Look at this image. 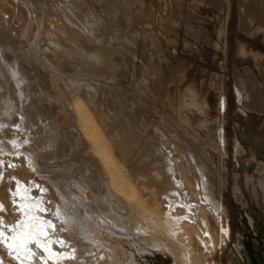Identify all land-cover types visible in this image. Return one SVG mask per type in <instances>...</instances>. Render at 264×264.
<instances>
[{"label": "bare ground", "instance_id": "1", "mask_svg": "<svg viewBox=\"0 0 264 264\" xmlns=\"http://www.w3.org/2000/svg\"><path fill=\"white\" fill-rule=\"evenodd\" d=\"M71 10L68 8L66 22L59 19L56 5L49 0H0V95L3 100L0 102V153L20 154L24 156L20 159L27 163L20 162L17 156L21 168L13 165L7 173L0 170V208L8 210L2 186L7 177L17 184L16 188L10 185V195L23 208L18 215L24 218L23 224L0 225V239L7 246L4 249L9 247L19 264H210L196 242L205 246L213 242L206 211L220 215L223 208L207 177L209 167L205 159L209 155L199 143L187 141L201 139L192 132L168 133L159 122L142 119L136 109L133 113L142 121L143 131L138 137L127 135V128L136 132L131 116H125L119 101L115 103L116 108L108 109V94L104 92V84L98 83L101 79L95 77L90 81L86 77L96 66L86 59L84 38L80 35L79 45L74 40ZM101 70L104 68H98V72ZM28 87L34 89L29 91ZM67 89L71 91V99L66 97ZM83 96L89 105L84 104ZM16 97L20 98L21 107L13 106ZM124 123L126 132H123ZM62 127L73 133V152L72 156H65L66 163L70 162L65 166L57 158L41 157L51 144H48V135L40 137L44 139L42 145L32 139V132H52L53 136V132H63ZM182 127L192 130L189 124ZM105 131L111 134L112 140L103 134ZM2 132H23L25 136L11 137L9 133L13 142L10 146L8 139L3 138L7 134L2 136ZM165 139L169 140V146ZM56 140L59 143L57 138L52 141ZM200 151L205 153V158ZM5 156L7 159L6 154L0 159L4 161ZM14 157L9 158L13 161ZM44 160L48 164L56 160V165L47 167ZM31 171L49 181L57 177L54 181L56 185L60 182L55 188L59 200L43 182L35 181ZM67 177L70 180L66 179V185H62L61 181ZM36 185L39 190L35 189ZM218 188L219 193L223 191V181ZM254 192L260 196L254 195V200L245 206L250 214L259 215L264 232V196L258 188ZM0 215L4 220L5 214ZM196 222L201 230L197 241L193 237ZM31 227L32 233L27 236ZM223 230L229 234V227ZM32 240L38 241L44 250L35 243L37 252H33ZM56 242L67 244L64 245L67 249L62 253L63 246L55 248ZM246 258L251 262L248 253ZM0 264L10 262L0 255Z\"/></svg>", "mask_w": 264, "mask_h": 264}, {"label": "rangeland", "instance_id": "2", "mask_svg": "<svg viewBox=\"0 0 264 264\" xmlns=\"http://www.w3.org/2000/svg\"><path fill=\"white\" fill-rule=\"evenodd\" d=\"M49 1L56 5L60 20L67 22L68 8L73 9V23H68L74 26V40L79 45L80 35L84 38L86 59L94 62L96 66L92 72L86 74L87 79L93 81L95 77H99L101 80L98 83L104 84V92L108 94L106 107L116 108L115 103L119 101L125 116H131L130 120L134 122L136 132L127 128L126 123L123 125V132L128 131L126 134L132 137L141 136L142 121L135 118L137 114L133 113V110L136 109L142 119L159 122L161 128L168 133L192 132L201 139L199 141L195 137L187 141L190 144L199 143L209 155L210 158L205 159L209 167L206 171L207 177L210 178L214 193L223 208L220 215L206 211L213 236L212 243L207 242L205 246L198 242L197 235L201 234V230L197 222L193 224V237L203 256L210 264H264L262 222L258 218L259 215L250 214L245 206L247 202L254 200V195L260 196L258 192V195L254 192L255 189L258 188L264 196V0ZM72 1H75L76 5ZM87 25L89 29H86ZM75 49L79 52L78 46H75ZM96 54L103 59H98ZM98 68L104 70L98 72ZM30 88L28 87V90ZM32 89L34 88L30 90ZM115 91L118 95H114ZM66 97L72 98L69 89ZM1 98L2 95V103ZM18 98L16 97L13 104L17 108L22 104ZM81 99L85 101L84 104L89 105L85 96ZM66 115L67 113L63 116L64 119L68 117ZM182 124H189L192 130L184 129ZM61 129L63 132H53L57 137L51 136L52 132H32V139L42 145L44 139L41 138L48 135L46 138L48 144H51L41 157L47 160L57 158L61 161V166H65L70 163H66V157L73 152V133L67 132L66 127ZM9 133L11 137L14 134L25 136L23 132ZM9 133L2 132V136L7 134L3 138L6 137L9 143H13ZM103 134L112 140L110 133L105 131ZM53 138H57L59 143L56 140L55 144ZM64 138L69 142L65 143ZM165 141L168 142L166 146H169V140ZM8 142L6 144L10 145ZM52 144L58 145L57 148ZM204 152L199 153H203L205 158ZM2 153L0 156L6 154L7 159L6 156L4 161L3 158L0 159L1 171L7 173L13 165V168L22 167L18 160L24 159V156ZM11 155H16L13 161L10 160ZM21 160L20 162L27 164L26 160ZM55 161L49 164L54 167ZM43 162L48 167L49 161ZM31 174L35 181L43 182L50 189L49 193L59 200L60 196L55 188L60 182L56 185L54 181L57 177L53 176V181H49L34 171H31ZM66 179L70 180L69 177L64 178L62 185H66ZM26 180L29 181H24ZM221 181L224 189L219 193ZM10 185L17 187V184L11 183L6 177L2 186L8 210L0 208V213L5 214L4 220L0 215L1 226H6L9 222V225L24 222L23 216L18 215L23 208L13 202ZM237 186L242 194L237 190ZM36 187L35 189L39 190L37 185ZM191 187L193 188L192 181ZM223 227H229L228 235ZM50 228L52 229L51 226ZM31 231L32 227L29 232H25L26 235L29 236ZM32 241L29 243H33V252H37V249H34L38 244L37 248L44 250L38 241ZM4 243L0 239V255L10 264H19V259L11 253L10 248H6L7 251L4 249ZM60 244L56 242L57 246L55 243L53 245L57 249L63 246V253L67 244ZM247 253L251 262L246 258Z\"/></svg>", "mask_w": 264, "mask_h": 264}]
</instances>
